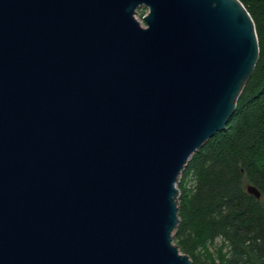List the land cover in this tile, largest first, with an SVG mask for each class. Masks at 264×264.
<instances>
[{"label":"water","instance_id":"1","mask_svg":"<svg viewBox=\"0 0 264 264\" xmlns=\"http://www.w3.org/2000/svg\"><path fill=\"white\" fill-rule=\"evenodd\" d=\"M258 58L239 0H0V264H192L178 178Z\"/></svg>","mask_w":264,"mask_h":264},{"label":"trees","instance_id":"2","mask_svg":"<svg viewBox=\"0 0 264 264\" xmlns=\"http://www.w3.org/2000/svg\"><path fill=\"white\" fill-rule=\"evenodd\" d=\"M239 1L254 22L259 58L225 129L180 175L173 241L192 264H264V0Z\"/></svg>","mask_w":264,"mask_h":264},{"label":"rangeland","instance_id":"3","mask_svg":"<svg viewBox=\"0 0 264 264\" xmlns=\"http://www.w3.org/2000/svg\"><path fill=\"white\" fill-rule=\"evenodd\" d=\"M146 12H147L146 8H141V9H138L137 14H136V19L139 21V23L142 27H145V24L142 21V17L146 14ZM180 178H181V176L178 178V183L180 181ZM178 183H177V188H178ZM178 197H179V195H178ZM173 243H174V241H173Z\"/></svg>","mask_w":264,"mask_h":264}]
</instances>
